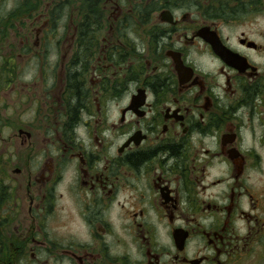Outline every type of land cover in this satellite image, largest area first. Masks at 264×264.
<instances>
[{"label": "flooded vegetation", "instance_id": "af4514ba", "mask_svg": "<svg viewBox=\"0 0 264 264\" xmlns=\"http://www.w3.org/2000/svg\"><path fill=\"white\" fill-rule=\"evenodd\" d=\"M6 20L47 114L16 181L0 151V264H264V0H0ZM3 38L0 110L25 76Z\"/></svg>", "mask_w": 264, "mask_h": 264}, {"label": "rangeland", "instance_id": "374dc122", "mask_svg": "<svg viewBox=\"0 0 264 264\" xmlns=\"http://www.w3.org/2000/svg\"><path fill=\"white\" fill-rule=\"evenodd\" d=\"M70 26L72 25L70 24ZM70 26L67 37L72 36L71 32L73 31V28ZM26 28L27 23L26 21L23 23L22 20H14L10 22H7L6 20L3 24L0 23V31L4 33V43L1 45V47L3 48L2 53L12 55L11 52H14L12 56L17 57V62L20 63L21 69L25 73V76H22L21 80H16V82L11 87L5 89L4 109L0 110L1 122L4 121V127H2V133H0V151L4 149L3 154H5V160L8 163L10 162L7 170L9 180L11 181H16L17 179H19L16 177L13 170L17 163V161L15 163L16 153L18 152L16 144L20 143L21 140V138L19 137V128H22L26 131L35 132V127L37 125L40 127V129L42 128V126L46 125L45 122H43L45 121L47 113L45 100H42V98L44 97L42 95L44 91L42 85L44 84L43 81L46 79V73H48V71L40 77L38 62L36 63V65H26L28 59H30L31 57L29 55L23 56V54L21 55L20 53V49L22 48L23 42L26 38V34L28 33ZM61 31H64V29H60L57 32V38L62 36L60 33ZM54 42L56 43L58 41H56L55 39ZM59 46L67 47L71 46V44L70 42H63L59 43ZM31 56L32 58L35 57V55ZM1 60L2 58L0 57V61ZM33 79H39L38 86L33 85ZM32 105H40L38 107L40 114L39 116H37L36 120L34 119L35 108H32ZM42 136L43 139H45V134L40 135V139L42 138ZM23 148L25 149V147ZM24 149L20 150L19 153V156L22 153V158H24L28 153H23Z\"/></svg>", "mask_w": 264, "mask_h": 264}]
</instances>
